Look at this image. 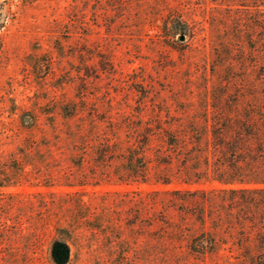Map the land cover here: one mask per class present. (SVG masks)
I'll list each match as a JSON object with an SVG mask.
<instances>
[{
	"label": "rangeland",
	"instance_id": "obj_1",
	"mask_svg": "<svg viewBox=\"0 0 264 264\" xmlns=\"http://www.w3.org/2000/svg\"><path fill=\"white\" fill-rule=\"evenodd\" d=\"M0 3H4L1 20L5 22V27H0V162H17L25 139L28 144L38 142L46 133L53 154L63 160L62 168L69 165L65 158L71 152L57 150L59 144L53 146L52 123L63 128L60 107L78 102L80 96L85 97L88 110L111 107L112 114L128 115L141 106L147 117L152 110L164 107L174 115L177 106L185 103L192 111L201 109L206 84L211 85L203 78L204 73L210 75V21L232 14L225 11V0ZM172 16L189 23L193 30L184 41L179 36H165ZM58 47L63 49L61 53ZM154 188L87 187L82 199L93 205L87 221L103 211L100 195L105 192L144 193ZM77 190L28 183L0 188V264H57L53 245L61 240L56 232L59 227L66 228L72 243L68 264H239L237 258H230L232 254L237 257L235 251L220 250L199 259L192 256L188 237L170 239L165 224L145 220L159 207L142 212L135 220L127 206L112 205L105 214L109 223L101 222L109 225L105 232L86 227L84 219L73 223L76 197L69 200L49 193ZM120 199L109 197L106 201L111 204ZM159 219L167 221L161 215ZM135 221L134 226L131 223Z\"/></svg>",
	"mask_w": 264,
	"mask_h": 264
},
{
	"label": "trees",
	"instance_id": "obj_2",
	"mask_svg": "<svg viewBox=\"0 0 264 264\" xmlns=\"http://www.w3.org/2000/svg\"><path fill=\"white\" fill-rule=\"evenodd\" d=\"M225 2V11L232 14L210 21V75L203 78L211 85L206 84L201 109L192 111L185 103L174 115L164 107L147 117L141 106L128 115L112 114L111 107L88 110L80 96L60 107L63 128L52 123L53 146L71 152L65 158L69 165L62 168L46 133L38 142L25 139L17 162H0V188L25 183L78 188L49 196L76 197L72 222L84 219L86 227L101 232L109 229L101 222L109 223L105 214L112 205L127 206L135 220L159 207L145 220L165 224L170 239L188 237L192 256L228 250L236 252L230 258L239 264H264V0ZM3 8L0 3V27H5ZM168 24L169 39L184 41L193 33L189 23L175 16ZM103 184L156 188L105 192L100 195L103 211L87 221L93 205L83 201L85 189ZM207 184L211 187H202ZM109 197L121 199L110 204ZM65 229L56 231L61 239L53 245L57 264H68L72 254Z\"/></svg>",
	"mask_w": 264,
	"mask_h": 264
}]
</instances>
